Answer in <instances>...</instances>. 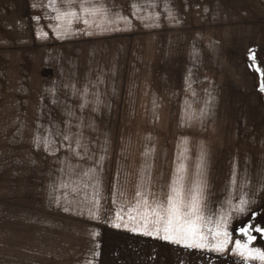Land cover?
Returning <instances> with one entry per match:
<instances>
[{
    "label": "crops",
    "instance_id": "obj_1",
    "mask_svg": "<svg viewBox=\"0 0 264 264\" xmlns=\"http://www.w3.org/2000/svg\"><path fill=\"white\" fill-rule=\"evenodd\" d=\"M127 17L123 0H0L3 247L16 235L19 264H262L241 257L235 241L251 235L249 246L264 250L255 230H264V118L242 125L240 138L219 139L217 91L208 128L196 93L185 91V28L123 26ZM195 24L189 59L200 61L204 46L216 68L225 34L263 104L245 114L264 115V0H209L208 25L201 12ZM174 181L185 203L199 184L201 224L228 232L223 251L131 230L141 213L167 206Z\"/></svg>",
    "mask_w": 264,
    "mask_h": 264
},
{
    "label": "rangeland",
    "instance_id": "obj_2",
    "mask_svg": "<svg viewBox=\"0 0 264 264\" xmlns=\"http://www.w3.org/2000/svg\"><path fill=\"white\" fill-rule=\"evenodd\" d=\"M199 6L196 7L197 3ZM201 5V6H200ZM201 12V25L204 28L208 25L209 0H123V16L133 15L130 19H123V26L137 25L140 28L148 26H169L185 28L187 34V59L185 66V91L195 92L198 99H195L197 106L202 107V124L208 128L209 107H211L210 93L217 91V123L218 138H240L242 125L258 122L264 115L245 114L253 107L263 105L259 96L255 94L252 72L245 64L241 50L226 47L225 34L219 35L217 67L210 66V60L205 58L204 46L202 49L203 58L197 61L189 59V44H193V29L195 27V14ZM137 22V23H136ZM216 74L214 71H216ZM181 76V75H180ZM216 76V82L214 78ZM181 83L179 89H181ZM205 130L203 129V137ZM208 137V135H207ZM220 144H226L222 142ZM17 132H10V199L11 205L16 202L17 196ZM16 210L11 208L10 215ZM11 233V232H10ZM9 235V251L3 247L2 228V199L0 180V264H19L16 246V235L14 242ZM8 255L10 256L8 258ZM21 262H24L22 259Z\"/></svg>",
    "mask_w": 264,
    "mask_h": 264
},
{
    "label": "snow or ice",
    "instance_id": "obj_3",
    "mask_svg": "<svg viewBox=\"0 0 264 264\" xmlns=\"http://www.w3.org/2000/svg\"><path fill=\"white\" fill-rule=\"evenodd\" d=\"M96 13L101 9L92 8L85 9ZM65 16H75V13H65ZM88 23L87 20L84 21ZM59 35V33H57ZM255 58V57H254ZM259 71V68L256 69ZM261 76L264 77V72H261ZM262 88H264V81H262ZM184 166L181 165L178 171L183 172ZM176 181H174L173 193L174 195L168 197L167 206L157 204L156 209L151 213L147 211L140 214V228H132V231L142 230L145 235H158L161 232L164 233L163 239L172 240L175 243H184L189 247H200L207 248L210 243L216 251H223L225 247L230 243L229 234L227 231H222L221 225H217L215 230L208 229L204 230L202 215H200V200H201V189L199 184L197 185V191L192 193L190 200L185 203L182 194V188L176 187ZM137 195H140L137 193ZM145 205L147 200L144 201ZM129 219L135 220L136 217L130 216ZM117 227L120 225L117 224ZM151 226V230L149 229ZM252 226L249 228L241 229L244 234H248ZM256 231H264L260 228H256ZM209 236L212 240L209 241ZM254 239L251 235L248 237V242L242 243L241 241H235V251L239 253L241 257L247 256L250 260H259L264 264V250L259 248H251L250 242Z\"/></svg>",
    "mask_w": 264,
    "mask_h": 264
},
{
    "label": "trees",
    "instance_id": "obj_4",
    "mask_svg": "<svg viewBox=\"0 0 264 264\" xmlns=\"http://www.w3.org/2000/svg\"><path fill=\"white\" fill-rule=\"evenodd\" d=\"M250 65L252 70L256 71L257 67L255 66L254 59L252 57L250 58ZM250 225L252 226V228L250 229L249 233L255 228V221L251 219L248 222L247 228H249Z\"/></svg>",
    "mask_w": 264,
    "mask_h": 264
}]
</instances>
